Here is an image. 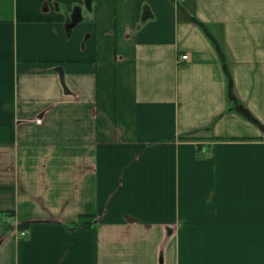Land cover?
<instances>
[{
    "label": "crops",
    "instance_id": "0c3cea01",
    "mask_svg": "<svg viewBox=\"0 0 264 264\" xmlns=\"http://www.w3.org/2000/svg\"><path fill=\"white\" fill-rule=\"evenodd\" d=\"M0 264H264V0H0Z\"/></svg>",
    "mask_w": 264,
    "mask_h": 264
},
{
    "label": "built area",
    "instance_id": "2783aa9c",
    "mask_svg": "<svg viewBox=\"0 0 264 264\" xmlns=\"http://www.w3.org/2000/svg\"><path fill=\"white\" fill-rule=\"evenodd\" d=\"M188 58V55L187 54H183L180 58H179V60H181V59H187ZM22 235H25V232H22Z\"/></svg>",
    "mask_w": 264,
    "mask_h": 264
}]
</instances>
